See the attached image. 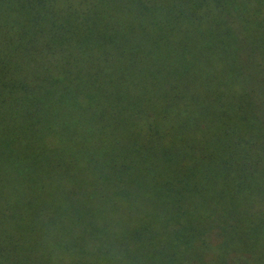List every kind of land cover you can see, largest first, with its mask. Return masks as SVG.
Returning a JSON list of instances; mask_svg holds the SVG:
<instances>
[{
    "label": "trees",
    "instance_id": "trees-1",
    "mask_svg": "<svg viewBox=\"0 0 264 264\" xmlns=\"http://www.w3.org/2000/svg\"><path fill=\"white\" fill-rule=\"evenodd\" d=\"M263 3L0 0V264H249Z\"/></svg>",
    "mask_w": 264,
    "mask_h": 264
},
{
    "label": "rangeland",
    "instance_id": "rangeland-1",
    "mask_svg": "<svg viewBox=\"0 0 264 264\" xmlns=\"http://www.w3.org/2000/svg\"><path fill=\"white\" fill-rule=\"evenodd\" d=\"M252 22L258 23L257 28L255 26L248 25L251 29L250 32H255L256 49L255 54H250L253 59L254 67V91L257 95L258 107L261 108L258 111V122L264 128V3L261 6H255L253 14L251 15ZM250 18V19H251ZM247 24V23H246ZM245 25V24H244ZM243 25V26H244ZM239 31L242 29V27ZM259 44V45H258ZM263 142H264V138ZM263 161L258 165V168H264V156ZM248 217L250 219L249 225L253 228V233L257 234V251L250 257H248L249 264H264V190L260 193L256 192L252 198V205L248 208Z\"/></svg>",
    "mask_w": 264,
    "mask_h": 264
}]
</instances>
